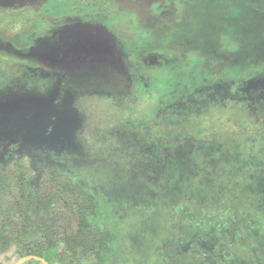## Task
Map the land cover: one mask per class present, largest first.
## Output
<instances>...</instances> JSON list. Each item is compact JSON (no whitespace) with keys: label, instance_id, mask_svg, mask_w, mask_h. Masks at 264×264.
<instances>
[{"label":"trees","instance_id":"trees-1","mask_svg":"<svg viewBox=\"0 0 264 264\" xmlns=\"http://www.w3.org/2000/svg\"><path fill=\"white\" fill-rule=\"evenodd\" d=\"M88 2L48 0L46 8L55 17L71 14L79 5L106 12L102 4ZM104 2L111 14L85 19L108 26L117 48L127 54L128 62H123L138 65L130 69L129 93H101L111 109L137 118L126 123L132 138L117 139L113 148L124 158L147 155L159 165L191 148L197 172L190 182L183 176L164 181L175 179L180 185L176 191L191 183L188 195L195 206L217 207L223 199L229 206L241 205L214 213L243 214L238 217L249 223L246 233L257 229L264 239V0H175V15L182 20L165 36L140 21L134 9L119 13L116 0ZM152 8L154 15L162 12L155 3ZM123 18L127 30L120 32L116 24ZM41 26L37 20L6 21L0 38L25 51L28 35ZM125 99L136 101L124 106ZM130 140L136 142L133 147ZM20 153L9 152L0 162V253L10 251L2 254L0 264L31 256L49 264H106L119 254L121 227L99 221L97 197L56 168L35 176ZM177 206L179 218L171 224L177 240L205 241L209 232L190 226L185 204Z\"/></svg>","mask_w":264,"mask_h":264},{"label":"rangeland","instance_id":"rangeland-1","mask_svg":"<svg viewBox=\"0 0 264 264\" xmlns=\"http://www.w3.org/2000/svg\"><path fill=\"white\" fill-rule=\"evenodd\" d=\"M104 1L88 4H102L106 12L97 14L92 6L79 5L73 13L55 17L46 8L48 0H0V21L4 20L0 27L6 21L28 19L45 25L31 31L25 51L0 38V162L9 152L22 150L20 155L35 176L56 168L92 192L100 202L99 221L121 227L123 235L121 251L106 264H264V239L257 229L246 233L249 223L238 217L243 214L214 213L227 208L233 212L241 205L229 206L223 199L221 206H195L188 195L191 183L176 191L180 185L175 179L164 181L166 176H183L190 182L197 172L189 158L191 148L160 165L147 155L124 158L113 148L112 143L130 139L126 123L137 118L111 109L101 93H129L130 69L138 65L123 62L127 54L117 48L108 26L102 22L93 26L85 19L111 14ZM174 1L116 0V4L119 13L134 9L140 21L161 29L165 36L182 20L175 15ZM154 3L162 9L158 15L153 14ZM126 21L116 24L120 32L127 30ZM135 101L125 99L121 104ZM179 203L185 204L182 210L190 226L209 232L205 241L177 240L171 224L179 218Z\"/></svg>","mask_w":264,"mask_h":264},{"label":"water","instance_id":"water-1","mask_svg":"<svg viewBox=\"0 0 264 264\" xmlns=\"http://www.w3.org/2000/svg\"><path fill=\"white\" fill-rule=\"evenodd\" d=\"M29 260H38V261H40L42 264H49V263L46 262L44 259H41V258H38V257H34V256L22 258V259L19 260L16 264H23L24 262L29 261Z\"/></svg>","mask_w":264,"mask_h":264}]
</instances>
